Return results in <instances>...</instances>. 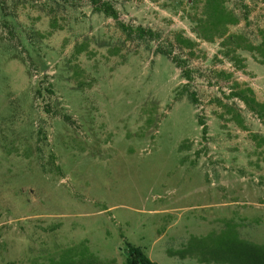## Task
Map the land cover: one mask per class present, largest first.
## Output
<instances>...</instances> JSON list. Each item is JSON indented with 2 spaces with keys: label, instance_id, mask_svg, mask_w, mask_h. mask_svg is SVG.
I'll list each match as a JSON object with an SVG mask.
<instances>
[{
  "label": "rangeland",
  "instance_id": "rangeland-1",
  "mask_svg": "<svg viewBox=\"0 0 264 264\" xmlns=\"http://www.w3.org/2000/svg\"><path fill=\"white\" fill-rule=\"evenodd\" d=\"M101 1L160 37L90 0H0V264H125L127 242L207 264L172 253L227 224L264 244V109L236 96L264 104V50L203 38L205 0ZM223 2L261 45L264 0Z\"/></svg>",
  "mask_w": 264,
  "mask_h": 264
},
{
  "label": "trees",
  "instance_id": "trees-1",
  "mask_svg": "<svg viewBox=\"0 0 264 264\" xmlns=\"http://www.w3.org/2000/svg\"><path fill=\"white\" fill-rule=\"evenodd\" d=\"M90 2L95 11L115 19L118 25L128 33H136L141 38L147 37L151 40L160 37V34L153 29H146L142 26L136 28L127 26L120 20L118 10L110 1L90 0ZM196 23L200 35L207 40L218 37L223 39L224 45L232 40H237L243 49L249 51L264 50V40L261 45H254L243 35L229 33V26L237 24L238 18L232 11L228 10L223 0H205L204 13L197 18ZM157 51L172 57V61L183 69V62H180L173 55L172 50L166 51L157 48ZM183 75L188 80L190 79V74L186 70L183 71ZM236 96L251 110L260 113L258 115L263 117V112L258 111V108L264 109V104L255 98L252 88L246 87ZM191 100L197 101L194 97H191ZM200 125L203 126V132L206 133L205 123L201 121ZM125 253V264H158L151 260L143 248L130 242H127ZM172 255L182 258L190 256L207 264H264V244L241 237L235 224H227L221 231H214L203 237H192L187 246L172 253Z\"/></svg>",
  "mask_w": 264,
  "mask_h": 264
}]
</instances>
